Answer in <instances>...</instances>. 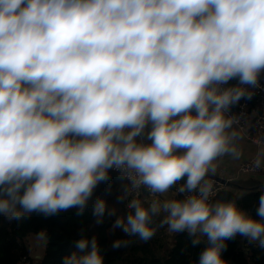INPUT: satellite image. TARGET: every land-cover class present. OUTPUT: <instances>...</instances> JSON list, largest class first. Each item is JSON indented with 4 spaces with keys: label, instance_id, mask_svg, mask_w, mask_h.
I'll return each mask as SVG.
<instances>
[{
    "label": "clouds",
    "instance_id": "obj_1",
    "mask_svg": "<svg viewBox=\"0 0 264 264\" xmlns=\"http://www.w3.org/2000/svg\"><path fill=\"white\" fill-rule=\"evenodd\" d=\"M262 74L264 0H0V217L81 216L91 203L101 225L116 210L93 197L112 170L129 210L113 231L147 242L166 226L206 244L198 264H227L238 235L264 248V194L253 219L214 200L209 178L242 155L231 109ZM173 188L182 198H159ZM74 247L62 264H104L95 236Z\"/></svg>",
    "mask_w": 264,
    "mask_h": 264
},
{
    "label": "trees",
    "instance_id": "obj_2",
    "mask_svg": "<svg viewBox=\"0 0 264 264\" xmlns=\"http://www.w3.org/2000/svg\"><path fill=\"white\" fill-rule=\"evenodd\" d=\"M237 83L232 80L229 86ZM110 176L111 180L108 183H101L97 187L93 200L97 197L105 199L109 208H115L116 215L105 216L101 225L95 223L91 203L81 216L76 215V209H71L48 218L32 213L30 218L19 222H9L0 217V264H16L21 257L29 256L28 238L36 237L41 231H46L48 243L42 258L38 261L32 260L34 264H62L63 258L76 250L74 247L76 240L92 236L97 238L104 256V264H198L199 254L206 244L202 242L199 246L193 247L191 239L186 234L178 233H172L168 241L166 226L160 227L156 235L147 242L141 241L138 237H127L119 229L113 231L114 220L125 216L129 210L126 202H117V197L122 194L121 185L126 181H120L119 174L112 170ZM109 184L113 187L111 195L106 194ZM228 186L246 192V195L239 199L233 192L224 191L215 199H235L238 206L248 212L253 219H260L256 215V208L259 196L264 194V188H260L259 183L251 178L234 180L228 183ZM145 198L144 196L141 200L145 201ZM161 219L162 216L156 217L155 222L158 224ZM118 239H130L133 242L128 247L112 249V243ZM226 243L227 249L223 251L222 258L227 264H264V248L247 243L246 238L238 235Z\"/></svg>",
    "mask_w": 264,
    "mask_h": 264
},
{
    "label": "built area",
    "instance_id": "obj_3",
    "mask_svg": "<svg viewBox=\"0 0 264 264\" xmlns=\"http://www.w3.org/2000/svg\"><path fill=\"white\" fill-rule=\"evenodd\" d=\"M226 86H229V84ZM249 90L254 93L252 98L242 99L239 104L233 106L231 109V113L237 115L238 118V123L234 125V127L243 133L244 136L254 145L262 146L264 145V74H262L260 78V87L250 88ZM261 172L262 167L259 169L255 168L253 165V160L245 161L238 167V177L240 176V178L246 176H255ZM209 178L215 182L214 189L216 195L213 197V199L217 198V196L224 191L234 192V189L230 188L227 184L218 181L212 176ZM171 190L175 197L182 198L176 195L175 188ZM135 195L139 199L144 198V196L148 201L152 199L150 194L143 189H141L139 193ZM125 202L127 204V201ZM16 264H33V262L29 256H23L16 262Z\"/></svg>",
    "mask_w": 264,
    "mask_h": 264
},
{
    "label": "crops",
    "instance_id": "obj_4",
    "mask_svg": "<svg viewBox=\"0 0 264 264\" xmlns=\"http://www.w3.org/2000/svg\"><path fill=\"white\" fill-rule=\"evenodd\" d=\"M239 131V130H238ZM240 139L237 141L238 146L242 152V155L237 158L233 159L231 156H225L220 159L218 163V169H217V174L216 176L221 179L222 181H225L226 183H230L234 180L240 179V176L238 177V167L241 163L245 161H251L254 160L256 157V154L260 148V146L254 145L252 142H250L243 133L239 131ZM139 140H142L146 144H150L151 141L147 139L146 135L143 137L138 138ZM262 172L251 177H241V178H251L254 181L258 182L260 185V188H264V164H262ZM235 195L239 197L241 191L240 190H235L233 192ZM160 199H165V198H176L172 192V190L169 191V193L165 194L164 196L159 197ZM145 202L147 203L148 200L145 198ZM249 214V213H248ZM250 215V214H249ZM251 216V215H250ZM37 238L36 237H29L28 238V243H29V257L33 261H37L32 259V256L36 255L35 253V245L34 243L36 242ZM247 243L249 241L247 240ZM42 242H40V245ZM254 244V243H253ZM256 245V244H254ZM43 253V250L42 252ZM38 256V255H36ZM39 257V256H38ZM32 261V262H33ZM34 264V263H33Z\"/></svg>",
    "mask_w": 264,
    "mask_h": 264
},
{
    "label": "rangeland",
    "instance_id": "obj_5",
    "mask_svg": "<svg viewBox=\"0 0 264 264\" xmlns=\"http://www.w3.org/2000/svg\"><path fill=\"white\" fill-rule=\"evenodd\" d=\"M166 233H167V235H168V241L170 240V237H171V235H172V233H170L168 230H167V227H166ZM34 245H35V247H34V251L36 252V253H38L39 255L41 254V252H42V249H41V245H40V241H38V240H36V242L34 243Z\"/></svg>",
    "mask_w": 264,
    "mask_h": 264
},
{
    "label": "water",
    "instance_id": "obj_6",
    "mask_svg": "<svg viewBox=\"0 0 264 264\" xmlns=\"http://www.w3.org/2000/svg\"><path fill=\"white\" fill-rule=\"evenodd\" d=\"M213 178H215V179H217L218 181H220V182H222V183H225V184H227L228 185V183H226L225 181H222L221 179H219L216 175L215 176H212ZM41 249L44 251V249H45V245L42 243L41 244ZM36 255H38V256H36V255H34V256H32V259H34V260H40L41 258H42V254L43 253H41L40 255L38 254V253H35Z\"/></svg>",
    "mask_w": 264,
    "mask_h": 264
}]
</instances>
